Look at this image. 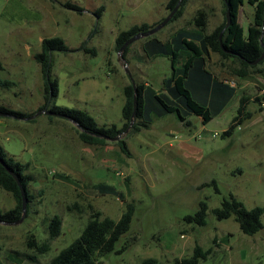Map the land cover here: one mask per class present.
I'll use <instances>...</instances> for the list:
<instances>
[{
  "label": "rangeland",
  "instance_id": "374dc122",
  "mask_svg": "<svg viewBox=\"0 0 264 264\" xmlns=\"http://www.w3.org/2000/svg\"><path fill=\"white\" fill-rule=\"evenodd\" d=\"M168 1L0 0V80L15 82H0V106L30 114L0 115V144L9 155L28 162L27 172L34 177L28 215L18 224L0 223V264H50L81 235L93 213L118 220L127 203H134L135 214L116 246L128 245L127 249L100 257L95 264H140L147 258L173 264L191 257L196 245L211 249L199 264H264V228L247 235L234 217L217 219L212 214L230 194L249 209L264 207V61L259 64L261 72L242 77L233 74V60L210 53L206 69L213 80L217 75L234 86L222 110L208 123L195 114L186 115L190 125L176 114L153 115L150 128L122 134L129 154L113 140L105 146L85 144L76 124L66 118L35 115L44 104L43 73L35 54L41 51L42 40L53 36L63 38L70 48L51 57L52 76L59 84L57 105L86 110L99 125L121 128L123 88L131 79L174 99L163 87L172 70L170 57L144 54L150 36L128 45L126 56L115 46L121 30L166 18L171 12ZM66 2L84 10H71ZM102 6L105 10L98 18L95 11ZM199 9L208 14V31L226 19L223 0H186L183 15L153 37L173 42L172 34L182 30L193 40ZM253 19L254 8L247 3L239 12L245 31ZM83 43L95 47L97 55L79 50ZM197 94L215 108L221 104L202 85ZM243 96L249 98L245 111L251 117L242 114L232 134L224 136L239 116ZM203 201L209 207L207 224L187 223L185 216L195 214ZM15 204L12 193L0 186V208ZM55 215L63 224L61 234L50 240V251L36 260L27 258L24 253H31L27 237L34 234L39 241L46 240L47 220ZM262 221L264 225V213Z\"/></svg>",
  "mask_w": 264,
  "mask_h": 264
},
{
  "label": "trees",
  "instance_id": "16d2710c",
  "mask_svg": "<svg viewBox=\"0 0 264 264\" xmlns=\"http://www.w3.org/2000/svg\"><path fill=\"white\" fill-rule=\"evenodd\" d=\"M226 19L224 23L217 26L211 31L208 27V14L204 9H199L194 16V23L197 27V34L192 39H187L186 34L181 31L172 34L173 42L164 43L156 37L150 36L146 40L143 51L148 58L156 55H168L172 61V70L169 78L164 80L165 86L170 90V97L167 94L157 93L155 90L146 87L144 83L135 81V86L131 82L124 86L123 93L125 103L122 109V117L124 120L123 127L117 125H99L96 119L86 110L78 108H69L56 104L59 93V84L57 78L52 76L51 57L53 52H68L69 46L65 40L59 36L44 38L41 44V51L35 54L36 61L40 64L44 79L43 108L53 112L49 115L50 120L55 116L66 118L75 123L78 127L77 133L82 142L88 145L105 146L111 140L116 141L121 151L129 154V149L122 134L130 129L133 133H138L143 129H148L153 123V117H161L163 114H176L181 122L190 125L186 115L195 114L202 118L203 123H208L222 109V105L215 108L207 103V97L204 95H196L194 88L196 79L199 74L202 78L206 77L209 81L213 74L207 71L203 66L207 63V57L210 53H218L223 60L231 59L234 66L231 68L234 75L248 76L252 73L261 72L263 68L259 67L264 60L255 64L264 50V0H223ZM180 0H169L167 9L173 10ZM186 0H181L179 9L173 15L171 21L178 20L184 13V4ZM250 4L254 8V19L250 22L248 30L245 31L243 25L239 21L240 8L245 4ZM65 6L71 10L82 12L84 9L71 2H66ZM105 10V6L95 11V15L100 18ZM227 11H230L232 21L227 25ZM163 20V19H162ZM159 21L157 24H159ZM157 24L149 25L148 23L134 24L126 30H121L116 39V50L120 51L121 47L133 36L148 31ZM201 40V45L198 43ZM86 43V42H85ZM85 43L79 50H85L92 56L97 55L95 47L87 48ZM128 46L123 52L126 56ZM152 58V57H151ZM224 64V63H222ZM0 68L2 63L0 62ZM204 72V75L202 74ZM214 82L216 85L224 83L219 80L217 75ZM3 85H14L15 82L8 80H0ZM206 90V89H205ZM232 90H234L232 88ZM232 94V93H231ZM259 100V98H258ZM249 98L243 96L241 104L238 108L239 116L233 119L230 127L223 132V135H231L237 122L242 121V114L251 117V113H247L246 107ZM136 109L135 118L133 113ZM0 112L16 116L18 118L28 117L30 114L22 111L11 110L7 107L0 106ZM154 115V116H153ZM119 138L116 140L115 138ZM4 161L8 167L18 175L22 186L25 189L27 205L26 215H28L29 203L33 195L29 191V185L34 179L33 175L27 172L30 164L17 160L14 156L9 155L4 147L0 144V186L12 193L16 204L14 208L3 210L0 208V223L15 224L23 215V199L20 186L17 180L7 171L2 164ZM217 187L216 182H213ZM208 204L203 201L200 203L195 214L185 216L187 223L199 226L207 224ZM134 203H127L126 209L123 211L118 220L110 216H102L98 211L91 215L87 225L83 229L81 235L75 239L69 246L60 250L55 255L50 264H95L100 257H104L111 252H122L127 249L128 245H124L121 249H117V243L121 237L126 234L135 214ZM264 207L255 206L247 208L242 200L230 194L225 198L219 207L212 209V214L217 219H227L234 217L239 223L240 230L247 235H254L264 228L262 215ZM63 220L59 215H55L47 220L46 230L49 237L44 241H39L34 234L27 237V248L31 253H24L27 258L36 260L37 255H45L51 249L50 240L55 239L61 234ZM211 254V249L205 250L202 246L196 245L191 257L178 258L173 264H199L202 260H206ZM140 264H162L157 258H147Z\"/></svg>",
  "mask_w": 264,
  "mask_h": 264
},
{
  "label": "water",
  "instance_id": "95a60500",
  "mask_svg": "<svg viewBox=\"0 0 264 264\" xmlns=\"http://www.w3.org/2000/svg\"><path fill=\"white\" fill-rule=\"evenodd\" d=\"M180 3H181V0L180 2L178 3V5L169 13V15L164 18L159 24H157L156 26H154L153 28L149 29L148 31H145V32H141L135 36H133L132 38H130L120 49L121 52H123L126 47L128 45H130L131 43H133L134 41L142 38V37H148V36H151L153 34H155L156 32H158L159 30H161L163 27H165L169 22L170 20L172 19L173 15L175 14V12L179 9L180 7ZM232 21V17H231V13L230 11H227V25H229ZM263 31H264V26H263ZM262 60H264V50L262 52V55L259 57V59H257L254 63L257 64L259 62H261ZM132 82H133V85L135 86V81L132 79ZM42 113H45V114H48V115H51L53 114L52 111L46 109V108H43V109H40L35 115H38V114H42ZM0 115H3L1 112H0ZM135 115H136V109L133 113V118H135ZM34 116H31L29 118H33ZM119 138L116 137L115 139L117 140ZM2 164L6 167L7 171L17 180L19 186H20V190H21V195H22V199H23V215L22 217L16 222V224L20 223L23 221L25 215H26V205H27V199H26V193H25V189L24 187L22 186L21 184V181L18 177V175H16V173L11 170L8 165L2 161Z\"/></svg>",
  "mask_w": 264,
  "mask_h": 264
},
{
  "label": "crops",
  "instance_id": "0c3cea01",
  "mask_svg": "<svg viewBox=\"0 0 264 264\" xmlns=\"http://www.w3.org/2000/svg\"><path fill=\"white\" fill-rule=\"evenodd\" d=\"M167 41H171V39L167 40ZM164 43L167 44L168 42H164ZM163 55H165V54H163ZM159 56H162V55H159ZM206 65H207V63H205L203 66L206 68ZM202 74L204 75V72H202ZM195 79H196L195 88H194L195 94L198 95V96L203 94V93L202 94H197L198 91H199V86L202 85V86L205 87L206 91L209 93V95L211 97L213 96L214 98H219V101L221 102V104L219 106L223 105V103L226 102V99H230L229 98L230 94L234 92L232 90V88L234 86L232 84L228 85L227 80L223 81L224 83H222L221 85H216L215 86V82H214L213 78L210 79V81H209L206 77L202 76V78H201V76L199 74H197L195 76ZM163 83H164V81H163ZM147 84H148V82H147ZM146 87L152 89V87H150V86H146ZM201 91L203 92V90H201ZM219 106H217V107H219ZM158 118H160V117H158Z\"/></svg>",
  "mask_w": 264,
  "mask_h": 264
}]
</instances>
